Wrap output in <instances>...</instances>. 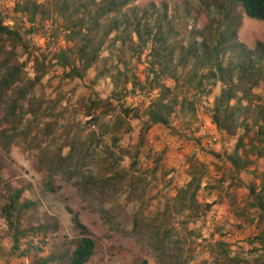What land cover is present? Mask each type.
Wrapping results in <instances>:
<instances>
[{"label":"rangeland","instance_id":"obj_1","mask_svg":"<svg viewBox=\"0 0 264 264\" xmlns=\"http://www.w3.org/2000/svg\"><path fill=\"white\" fill-rule=\"evenodd\" d=\"M0 20L19 36L0 33V264H71L74 215L84 264H264L263 20L235 0H0ZM85 33L98 56L68 76L58 52ZM214 61L248 128L213 123ZM162 86L183 108L142 133Z\"/></svg>","mask_w":264,"mask_h":264},{"label":"trees","instance_id":"obj_2","mask_svg":"<svg viewBox=\"0 0 264 264\" xmlns=\"http://www.w3.org/2000/svg\"><path fill=\"white\" fill-rule=\"evenodd\" d=\"M239 2L245 12L249 17L260 19L264 21V0H235ZM26 5V4H25ZM24 4L22 7L25 6ZM27 7V6H26ZM20 11H24L25 8H20ZM33 11V8H32ZM0 33L8 35L13 40H16L19 36L17 31L8 28L6 25H2L0 20ZM77 33V32H76ZM91 44V40L88 35L85 33L81 37V41L69 46L67 48L61 49L58 52L57 63L63 68L65 74L68 76L81 77L85 71L92 65V63L97 58L98 47H94ZM71 58V60H70ZM79 64V66H78ZM152 71H156V62L152 64ZM214 67L217 70L218 74H210L211 76L216 77L219 81L222 82L220 92L218 96L214 99V104L212 108V120L217 128L225 130L229 133H234L238 127H242L243 123L245 124L244 119H240L241 114V104H231L230 101L235 99L237 96L236 86L233 85L230 74H224L222 67L219 61H214ZM68 68V70H67ZM163 70L166 67H161ZM162 71V70H161ZM11 76V74H10ZM11 77H9L10 79ZM7 78L3 80L4 84L11 82ZM38 79V78H37ZM239 100V99H238ZM100 101V100H99ZM184 98L179 100L174 93V91L169 87L162 86L158 92V95L155 99L147 106L145 111L147 119L143 122V132L144 133L152 124L162 123L165 125L169 124L170 115L175 111L176 105L179 104L180 108H183ZM179 108V109H180ZM126 112L127 110L124 109ZM248 128V124H245ZM129 130L131 129L128 128ZM246 144L244 143L242 137L240 136L235 144L232 154L229 155V160L232 166L235 169H244L247 167L251 160L246 155L245 151ZM192 186V181L188 182L186 188L181 192L180 197L186 199L185 194L187 190ZM264 187V185H263ZM261 186L259 193H255L254 188H250V193L255 196L258 207L264 211V188ZM21 190H16L10 197V202L5 206L7 215H11V209L16 203L18 196L20 195ZM194 195H192V200H194ZM183 199V198H181ZM183 199V200H184ZM32 204V202H27L24 205ZM183 205V204H182ZM12 223V221H11ZM74 224L81 232V237L77 241L72 255L70 256L71 264H84L88 261L94 253L95 242L94 239L87 232V227L79 221L76 215H74ZM15 224H13V227ZM17 231V230H15ZM47 261V260H46ZM45 261V262H46Z\"/></svg>","mask_w":264,"mask_h":264},{"label":"built area","instance_id":"obj_3","mask_svg":"<svg viewBox=\"0 0 264 264\" xmlns=\"http://www.w3.org/2000/svg\"><path fill=\"white\" fill-rule=\"evenodd\" d=\"M227 236H231V232H228Z\"/></svg>","mask_w":264,"mask_h":264}]
</instances>
